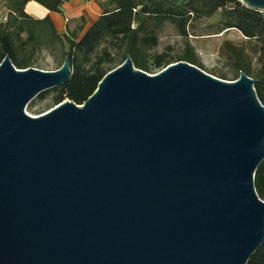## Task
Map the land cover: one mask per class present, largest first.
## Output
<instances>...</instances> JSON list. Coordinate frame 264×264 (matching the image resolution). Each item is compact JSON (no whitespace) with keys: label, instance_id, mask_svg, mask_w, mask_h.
<instances>
[{"label":"water","instance_id":"obj_1","mask_svg":"<svg viewBox=\"0 0 264 264\" xmlns=\"http://www.w3.org/2000/svg\"><path fill=\"white\" fill-rule=\"evenodd\" d=\"M71 73L69 55L0 64V264H247L264 244L256 80L128 57L82 105L26 112Z\"/></svg>","mask_w":264,"mask_h":264},{"label":"trees","instance_id":"obj_2","mask_svg":"<svg viewBox=\"0 0 264 264\" xmlns=\"http://www.w3.org/2000/svg\"><path fill=\"white\" fill-rule=\"evenodd\" d=\"M6 1L10 13L0 23V64L9 56L18 69L34 67L36 56L46 49L58 62V69L65 57L70 56L71 77L66 84L53 89L54 107L67 99L82 105L104 76L128 57L136 68L148 73L179 61L205 70L189 37L195 33L197 20L213 18L216 22L208 26V34L235 29L255 43L252 50L256 54V66L244 46L238 48L228 42L225 46L230 45L237 57L235 68L256 80V94L264 105V12L247 7L240 0H104L102 14L84 33V18L73 27L68 24L59 31L49 16L35 19L25 10L30 1H36L50 12L62 13L64 0ZM167 24L185 39V50L180 55L169 51L151 52L159 45L160 33ZM218 77L227 80V74H218ZM47 94L45 91L38 97L43 100ZM255 186L264 200V161L255 173ZM247 264H264V244Z\"/></svg>","mask_w":264,"mask_h":264},{"label":"rangeland","instance_id":"obj_3","mask_svg":"<svg viewBox=\"0 0 264 264\" xmlns=\"http://www.w3.org/2000/svg\"><path fill=\"white\" fill-rule=\"evenodd\" d=\"M0 23L5 22L4 17H8L9 9L6 0H0ZM216 18L211 20H197L194 23L195 33L189 37V42L195 47V52L204 65V71L218 77V74H227V80H234L239 77L240 71L235 68L237 57L230 50L231 43L235 47L246 48L245 52L252 59L253 66H256V54L253 52L252 45L238 30L232 29L221 34H208V26L214 24ZM168 48H171L168 50ZM185 50V39L181 37L175 28L169 24L165 26L159 36V45L151 52L169 51L171 54L177 56ZM33 64L34 67L43 70H56L58 62L53 55L46 49H43L36 56ZM248 57L246 60H250ZM161 70H155L151 74L159 73ZM220 78V77H218ZM222 79V78H221ZM226 80V79H224ZM55 95L53 89L48 90V94L42 100L38 96L29 103L26 112L32 116H38L48 112L54 107L52 98Z\"/></svg>","mask_w":264,"mask_h":264},{"label":"crops","instance_id":"obj_4","mask_svg":"<svg viewBox=\"0 0 264 264\" xmlns=\"http://www.w3.org/2000/svg\"><path fill=\"white\" fill-rule=\"evenodd\" d=\"M104 0H64L63 12H50L36 1H30L26 5V12L35 19L50 17L56 28L63 31L68 24L71 27L81 18H84L85 27L83 33L100 17L103 12Z\"/></svg>","mask_w":264,"mask_h":264},{"label":"built area","instance_id":"obj_5","mask_svg":"<svg viewBox=\"0 0 264 264\" xmlns=\"http://www.w3.org/2000/svg\"><path fill=\"white\" fill-rule=\"evenodd\" d=\"M0 15H1V11H0ZM5 21L7 20V17H4Z\"/></svg>","mask_w":264,"mask_h":264}]
</instances>
